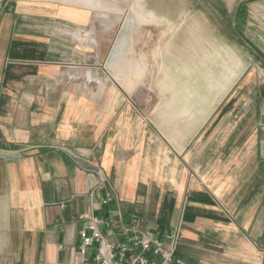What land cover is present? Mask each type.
Wrapping results in <instances>:
<instances>
[{
    "label": "crops",
    "instance_id": "0c3cea01",
    "mask_svg": "<svg viewBox=\"0 0 264 264\" xmlns=\"http://www.w3.org/2000/svg\"><path fill=\"white\" fill-rule=\"evenodd\" d=\"M22 8L0 21V264H70L100 171L126 220L181 224L187 264H264V200L256 197L264 152L248 156L235 183L213 188L184 169V137L164 145V119L140 118L126 104L48 101L29 83L76 59L71 39L58 36L73 30L54 8ZM233 86L231 73L219 95ZM208 102L214 109L217 96ZM104 193L96 188L95 197Z\"/></svg>",
    "mask_w": 264,
    "mask_h": 264
},
{
    "label": "rangeland",
    "instance_id": "374dc122",
    "mask_svg": "<svg viewBox=\"0 0 264 264\" xmlns=\"http://www.w3.org/2000/svg\"><path fill=\"white\" fill-rule=\"evenodd\" d=\"M29 5L54 8L73 30L58 36L76 59L29 83L48 101L126 104L164 119V145L184 137V169L213 188L264 152V0H0V21Z\"/></svg>",
    "mask_w": 264,
    "mask_h": 264
},
{
    "label": "built area",
    "instance_id": "2783aa9c",
    "mask_svg": "<svg viewBox=\"0 0 264 264\" xmlns=\"http://www.w3.org/2000/svg\"><path fill=\"white\" fill-rule=\"evenodd\" d=\"M99 179L90 190L92 210L79 215V243L72 247L70 264H187L179 254L181 224L164 230L135 215L126 220L106 174L100 171ZM96 188L105 193L95 197Z\"/></svg>",
    "mask_w": 264,
    "mask_h": 264
}]
</instances>
